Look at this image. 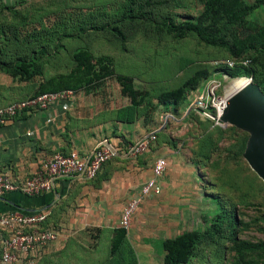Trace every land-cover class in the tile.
<instances>
[{
    "label": "rangeland",
    "instance_id": "1",
    "mask_svg": "<svg viewBox=\"0 0 264 264\" xmlns=\"http://www.w3.org/2000/svg\"><path fill=\"white\" fill-rule=\"evenodd\" d=\"M205 1L20 0L0 6V97L11 91L28 97L49 80L94 73L74 91L73 107L91 124L97 142L124 135L133 144L157 131L138 156L149 153L139 163L140 185L145 169L157 157L165 159L161 193L138 207L117 257L109 261L103 251L104 230L97 259L89 264H264V181L243 159L249 134L232 124L214 125L195 104L212 79L225 94L237 78L264 94V53L246 44L234 65L249 58L248 72L223 80L209 64L230 55L225 45L153 29L167 18L195 22ZM239 1L252 10L225 32L228 45L232 31L242 39L264 27V0ZM127 9L134 18L122 17ZM100 25L119 29L123 41L108 29H91ZM178 88L181 96L174 99L170 93ZM83 228L95 241L92 233L99 229ZM187 232L196 234L190 253L165 246ZM69 257L62 254L58 264H69Z\"/></svg>",
    "mask_w": 264,
    "mask_h": 264
},
{
    "label": "crops",
    "instance_id": "2",
    "mask_svg": "<svg viewBox=\"0 0 264 264\" xmlns=\"http://www.w3.org/2000/svg\"><path fill=\"white\" fill-rule=\"evenodd\" d=\"M17 1L20 0H3L0 6L8 7ZM20 96L13 91L6 97L2 95L0 106L24 98ZM73 105V101L61 102L45 111L19 114L1 126L0 173L14 182H22L35 174L41 163L55 152L66 153L75 149L80 156L86 157L97 142L95 138L98 135L93 133L91 124L86 123L84 115L77 113ZM128 138L123 135L111 140L118 142ZM148 154H120L125 157H113L107 161L94 179L59 178L54 181L50 192L37 196H24L17 192L4 195L0 199V214L48 209V222L57 227L56 239L43 249L31 252L25 264H58L65 253L70 254L69 264L94 263L90 260L95 258L98 248L100 250L104 230L107 235L103 251L109 261L117 257L118 253L110 255L111 238L118 228L121 210L137 193L142 180L139 163ZM144 172L148 179L150 170L146 168ZM83 227L99 229L97 234L92 233L95 241L90 242L91 232L82 230ZM126 239L125 235L119 251L125 248Z\"/></svg>",
    "mask_w": 264,
    "mask_h": 264
},
{
    "label": "built area",
    "instance_id": "3",
    "mask_svg": "<svg viewBox=\"0 0 264 264\" xmlns=\"http://www.w3.org/2000/svg\"><path fill=\"white\" fill-rule=\"evenodd\" d=\"M3 0H0L2 2ZM235 61H213L212 65L225 64L233 67ZM247 61L242 64L246 65ZM221 78H227L221 74ZM221 83L216 80L209 81L201 89L196 105L202 114L212 121L214 125L219 123L226 106L228 94L220 91ZM74 92L64 90L55 93H40L28 96L0 106V127L6 125L19 114L35 111H45L57 103H71ZM156 130L144 134L139 140L130 144L124 140L111 142L109 140L98 141L91 152L86 156H80L75 149L68 152H55L50 158L41 163L37 172L22 182H14L7 175L0 173V199L7 193L17 192L24 196H37L50 192L53 184L59 178H83L92 180L96 177L101 167L114 156L113 149L118 154L138 156L145 153L149 145L155 142ZM166 168L163 157H157L151 166L150 177L146 179L121 210L118 227L127 230L130 220L138 207L148 198L158 196L161 193L159 177ZM48 209H41L30 213L8 212L0 214V264H25L29 254L35 250L43 249L57 237L56 225L50 224Z\"/></svg>",
    "mask_w": 264,
    "mask_h": 264
},
{
    "label": "trees",
    "instance_id": "4",
    "mask_svg": "<svg viewBox=\"0 0 264 264\" xmlns=\"http://www.w3.org/2000/svg\"><path fill=\"white\" fill-rule=\"evenodd\" d=\"M252 7L243 5L239 0H206L204 3V11L200 15V17L195 22H181L179 24H175L170 19H164L160 23L153 24V29L156 32L164 31L166 33L172 34L173 36H181L186 33H191L196 36V38L204 43L207 46L217 47L220 45H225L230 55L224 60H232L236 57H241L243 51L247 47H244L248 43H254L258 46L259 51L264 53V27L255 31L253 35L248 34L244 38H238L237 34L232 31L230 33V44H226L223 40L224 34L228 31L229 28L235 26L240 23L244 16H246ZM143 15V14H142ZM122 17L125 19H132V16L129 12V9L125 10L122 14ZM108 25H100L98 27H93L91 29L104 31L109 30L115 36L120 38L123 41L124 36L119 29L116 27H109ZM257 49V48H256ZM247 61L244 66H235L227 67L225 64H219L217 66L212 65L210 62L209 67L213 70H218L221 74H225L227 76H233L237 73L248 72L247 67H249L252 63V60L249 58H244ZM217 61V60H214ZM245 67V68H244ZM97 75V74H92ZM87 74H84V77H77L68 75L67 77H63L65 79L62 81V78H59L58 81L49 80L46 84H43L41 90L35 92L31 96H35L40 93H55L64 90L78 91L80 88L84 86L85 83L90 81V78ZM72 81V82H69ZM86 85V84H85ZM125 88V86H123ZM264 90V84L262 86ZM182 90L178 88L177 90L170 93L174 99H177L181 96ZM25 98V97H24ZM23 99V98H22ZM19 100V99H18ZM124 142H127L124 140ZM125 238V231L123 228L118 227L114 230V234L111 238L110 242V255H115V253L120 254V247L122 240ZM196 234L187 232L182 233L176 236L172 241H169V244L165 246L172 249L174 248L176 251L180 252L183 256L190 253L192 248L195 245ZM117 254V255H118Z\"/></svg>",
    "mask_w": 264,
    "mask_h": 264
},
{
    "label": "water",
    "instance_id": "5",
    "mask_svg": "<svg viewBox=\"0 0 264 264\" xmlns=\"http://www.w3.org/2000/svg\"><path fill=\"white\" fill-rule=\"evenodd\" d=\"M221 124H232L249 134L243 154L250 169L264 181V94L250 82L227 98L219 119ZM114 157L121 156L113 149Z\"/></svg>",
    "mask_w": 264,
    "mask_h": 264
},
{
    "label": "bare ground",
    "instance_id": "6",
    "mask_svg": "<svg viewBox=\"0 0 264 264\" xmlns=\"http://www.w3.org/2000/svg\"><path fill=\"white\" fill-rule=\"evenodd\" d=\"M249 83L248 79L245 78H237L233 80V82L228 86V95L231 96L232 94L237 93Z\"/></svg>",
    "mask_w": 264,
    "mask_h": 264
}]
</instances>
